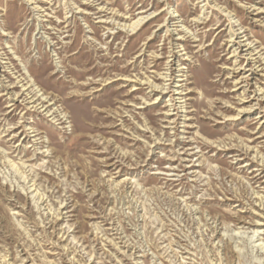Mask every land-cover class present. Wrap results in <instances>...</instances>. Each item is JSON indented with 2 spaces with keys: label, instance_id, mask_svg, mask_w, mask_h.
I'll return each instance as SVG.
<instances>
[{
  "label": "rangeland",
  "instance_id": "obj_1",
  "mask_svg": "<svg viewBox=\"0 0 264 264\" xmlns=\"http://www.w3.org/2000/svg\"><path fill=\"white\" fill-rule=\"evenodd\" d=\"M32 1L0 0V264H264V0Z\"/></svg>",
  "mask_w": 264,
  "mask_h": 264
},
{
  "label": "bare ground",
  "instance_id": "obj_2",
  "mask_svg": "<svg viewBox=\"0 0 264 264\" xmlns=\"http://www.w3.org/2000/svg\"><path fill=\"white\" fill-rule=\"evenodd\" d=\"M27 2L31 3V4H35L36 3V2H34L32 0H27ZM34 9L35 10H41V9H39V6H35ZM222 11L223 12L224 11L227 12L228 10L226 8H223ZM227 15L231 16V13H227ZM148 19L149 18H147L146 16H141V17H138L135 21L130 22L129 24L125 23V24H119V25L122 28V30H125L127 32H131V31L135 30L136 28H138L143 23H145L146 21H148ZM234 23L235 22H233V24ZM235 24L232 25V28L230 30V32H231L230 42L232 43V47L236 46L235 49L233 50V54H232V56L235 58V63H237V65H239L238 62H237L238 61V57H240L238 50L243 46V47L246 48L245 51L247 52V54L249 56V58H248L249 61L247 63V66H251L252 62H254V67H256L258 62H256L254 59H257V58H253V56L261 53V51L256 53V54H253V52L256 50L255 46H253V43L250 40V38H246V36H247L246 34L243 35L246 31L238 32V31L234 30L233 26H237ZM168 31H170V29ZM187 33H189V32H187ZM238 45H239V47H238ZM260 57H262V55ZM2 63H7L8 64V62H2ZM261 66L262 65H259V66L256 67V69L255 68L254 69L256 71H258V69ZM243 70H246V68H243L242 66H239L238 68L234 69L233 72L234 73L243 74L242 76H240L236 80V85L240 86V85L243 84L241 87L244 88V93H243V97H242L241 101L243 102V104H245L246 102L250 101L248 99L250 96L247 97V95H249V94H248V92H246L248 90L249 85H250L249 84L250 76L245 74L246 73L245 71L243 73ZM249 70L252 71V68H250ZM260 71L264 72V66L261 68ZM168 76H170V75H168V73H167L165 75V77L161 78L163 80V82L169 80V79H165ZM124 79L125 80L134 81L132 79H126V78H124ZM30 82L31 81H26V78H24L22 75H18L17 83L14 84V85H9L7 87V89H10L11 92L13 90V95H12V99L13 100L20 101V99H21V103H24V105H30L28 109L34 108V111L39 112V113H43L44 111H47L49 109V106H48L49 104H47L49 102V100H46L45 98H41V96L38 97L39 92L37 93V92L34 91V89H32L33 85ZM146 84H149V87H151L152 91H154L156 93H159V94L166 93L165 90L168 89V88H166L165 84H162V85L156 84V83H154V81H151L150 78H147V83ZM17 87H21L22 90L20 92H17V93L15 92L14 93V89L17 88ZM259 90L262 93V97L264 99L263 88H260ZM176 93L180 94V93H182V91H179V92H176ZM15 105H16V103L15 104H11L8 107H12V106H15ZM253 108H254L253 105L249 106V107H244L239 113L250 114L252 112ZM55 113L56 112L54 111L51 115H54ZM167 115H172V114H167ZM171 123H174V122H171ZM261 225H264V224H261ZM262 230L261 229H257L255 232H256L257 235H261L262 233H264V231H262Z\"/></svg>",
  "mask_w": 264,
  "mask_h": 264
}]
</instances>
